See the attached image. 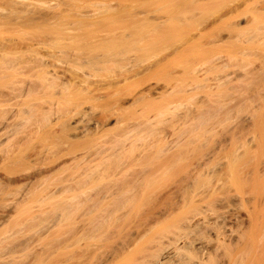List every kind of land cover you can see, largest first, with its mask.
<instances>
[{"label": "bare ground", "instance_id": "1", "mask_svg": "<svg viewBox=\"0 0 264 264\" xmlns=\"http://www.w3.org/2000/svg\"><path fill=\"white\" fill-rule=\"evenodd\" d=\"M230 4L220 37L160 58L122 37L0 34V264H77L103 247L95 264L121 262L144 252L123 240L146 237L179 187L154 178L232 174L243 142L264 150V0ZM137 74L145 86L127 88Z\"/></svg>", "mask_w": 264, "mask_h": 264}, {"label": "rangeland", "instance_id": "2", "mask_svg": "<svg viewBox=\"0 0 264 264\" xmlns=\"http://www.w3.org/2000/svg\"><path fill=\"white\" fill-rule=\"evenodd\" d=\"M236 1L0 0V34L18 30L25 33H19L24 38H44L52 32L74 31L83 39H98L106 45L122 37L134 42L131 45L146 46L143 50L148 55L160 58L179 51L192 39L198 40V33L204 38L220 37V17ZM102 50L95 48L93 53ZM142 52L140 55L151 57ZM148 78V74L133 75L127 88L144 87ZM157 128L151 136L157 135ZM236 141L238 145L243 142ZM243 143L246 150L236 159L232 174L225 166L217 165L204 169L196 180L190 179L194 182L178 183L167 172L154 178L152 186L159 189L178 181L179 187L172 194L156 200L155 206L164 209L165 214L152 224L146 237L147 232L139 236L130 233L124 238V245L129 241L125 246L132 249V244H141L144 252L125 257L126 247L113 246L109 253L115 247V253L121 255L124 248V259L108 264H264V150H258L254 143ZM223 155L220 152L210 165L222 162ZM151 219L138 223L149 224ZM107 248L95 252L101 255L99 263L108 254ZM95 254L85 255H90L89 261L83 255L85 259L79 256L82 260L78 257L81 261L75 262L98 263ZM85 261L82 264H88Z\"/></svg>", "mask_w": 264, "mask_h": 264}]
</instances>
